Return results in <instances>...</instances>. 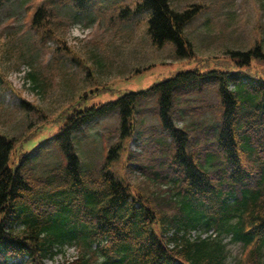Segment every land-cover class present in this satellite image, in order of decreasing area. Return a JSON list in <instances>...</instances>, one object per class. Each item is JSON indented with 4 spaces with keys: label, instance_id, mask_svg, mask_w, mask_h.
<instances>
[{
    "label": "trees",
    "instance_id": "trees-1",
    "mask_svg": "<svg viewBox=\"0 0 264 264\" xmlns=\"http://www.w3.org/2000/svg\"><path fill=\"white\" fill-rule=\"evenodd\" d=\"M5 1L0 0V9ZM89 1L73 0L80 9ZM141 1L138 8L150 13L153 43L162 46L170 41L178 56L192 55L183 29L196 9L177 13L171 0ZM40 17L41 13L35 15L34 25L40 26ZM257 53L258 49L232 55L249 65ZM29 76L32 84L36 82L34 74ZM218 82L220 126L196 122L178 128L176 123L187 113L181 97L195 86ZM150 95L158 96V116L176 168L145 170L155 176L151 181L168 188L151 191L142 184L132 192L109 170L98 177L82 171L73 131L116 111L126 138L136 125L137 102ZM86 98L82 95L75 105ZM21 106L42 114L26 101ZM14 142L0 134V261L18 258L26 264H46L44 260L55 255V246L71 243L78 245L80 254L74 262L62 264H233L229 245L243 248L237 264H264V79L250 81L242 72L186 71L148 91L77 109L55 139L67 165L46 181L22 173L21 165L10 168ZM162 154L155 158L161 164ZM16 224L24 229L17 231ZM197 228L214 230L217 237L184 239ZM169 230L176 234L167 239ZM168 241L176 248L170 249Z\"/></svg>",
    "mask_w": 264,
    "mask_h": 264
},
{
    "label": "rangeland",
    "instance_id": "rangeland-1",
    "mask_svg": "<svg viewBox=\"0 0 264 264\" xmlns=\"http://www.w3.org/2000/svg\"><path fill=\"white\" fill-rule=\"evenodd\" d=\"M141 2L91 0L86 10H80L73 0H6L0 11V74L8 82L12 70L28 64L37 78L33 82L34 93L26 91V95L23 91L11 92L0 83V134L16 138L10 168L21 165L22 173L34 169L33 173L42 177L57 172L58 166L65 169L67 159L55 139L68 115L77 109L114 102L127 93L148 91L178 73L194 69L202 74L242 72L250 81L264 79V0H172L173 10L179 13L193 6L202 7L183 32L193 45L194 54L182 57L177 56L176 46L171 42L164 47L153 44L148 31L150 14L138 9ZM39 13L42 22L48 19L46 32H52L51 38L46 34L42 40L31 25ZM75 22L91 28L92 32L84 40H74L76 46L67 43L72 51L69 54L63 50L62 41H71ZM257 49L260 53L252 56L249 65L241 64V58L232 55ZM72 56L78 57L83 65ZM85 62L92 73L88 86L85 84L91 74L88 76L83 71ZM104 63L101 69L97 66ZM16 81L21 82V79ZM219 87V82L206 84L198 87L199 93L187 97L184 104L193 114L188 113L184 122L214 118V123L220 126L223 105ZM84 89L90 98L62 112ZM20 98L45 110L49 121L36 128L41 122L20 107ZM204 105H210L209 111H205ZM136 106L137 130L147 129L149 139L165 142L166 134L158 117V96L142 98ZM28 133L31 135L26 137ZM122 134L117 112L96 117L87 126L73 131V144L82 171H90L98 177L109 170L124 185L143 184L151 191H164L132 168L138 164L132 153L146 158L145 164L153 162L154 154L147 158L138 137L129 141L130 138ZM118 144L121 147L112 154ZM22 154H28L27 158H21ZM60 249L62 253L47 260L48 264L71 261L78 254L75 246L64 245ZM229 249L231 262L237 264L243 248L229 245ZM0 264L22 263L9 260Z\"/></svg>",
    "mask_w": 264,
    "mask_h": 264
}]
</instances>
